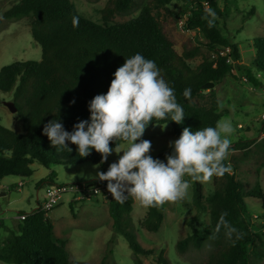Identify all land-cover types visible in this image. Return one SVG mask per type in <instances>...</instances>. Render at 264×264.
Segmentation results:
<instances>
[{
    "label": "trees",
    "instance_id": "trees-1",
    "mask_svg": "<svg viewBox=\"0 0 264 264\" xmlns=\"http://www.w3.org/2000/svg\"><path fill=\"white\" fill-rule=\"evenodd\" d=\"M154 1L171 16L176 15L166 6L173 1L182 4L185 29L194 35L199 34L205 41L202 47L207 54L197 67L191 68L187 61L200 56L201 48H184L182 54H179L174 42L166 36L162 24L153 15L151 6H143L139 15L127 22L111 23L114 16L135 10V0H109L101 10L102 24L78 13L70 0H19L2 14L5 21L27 22L33 42L40 47L41 59L15 62L0 69V92L13 93L12 102L17 109L15 117L22 131L16 133L0 125V183L7 178H30L33 174L30 167L34 163L46 169L84 163L102 166V156L94 149L87 157H81L77 146L69 141L66 143L72 149L71 152L68 149L57 150L43 129L52 120L62 123L68 132H72L74 125L80 121L90 122V101L96 95L107 93L115 71L127 58L137 53L153 60L161 69L163 78L174 89L177 102L183 107L185 115L179 124L171 121L168 116L162 120L153 119L147 127L169 125L177 139L184 128L196 131L215 127L217 121L227 114L220 107L222 104L216 87L231 76L233 68L246 78L248 84L255 88L262 86L264 37L255 39V56L249 66L243 64L236 44H232L218 28L217 16H224L226 11L219 10L217 0ZM208 9L215 13L212 27L203 18ZM253 14L254 10L249 15ZM73 17H78V27H73ZM229 61L232 66L228 65ZM207 83L214 84V88L208 92L202 89ZM185 89L191 90L188 98L183 95ZM204 92L207 94L204 95ZM261 128L264 131V122ZM123 143L126 141H111L110 147L114 151ZM253 144L254 140L238 139L231 144L229 152L245 151ZM172 152L168 150L153 158L166 163V157ZM225 164H230L232 171L235 170L234 164L227 160ZM55 179L51 173L38 182L36 187L59 185ZM186 179L192 185L195 209L198 213H208L210 224L204 230L193 228V224L198 221V216H195L189 223L191 233L178 240L176 252L185 255L210 246L211 252L202 264L264 263V232L252 229L242 183L235 179L234 174L213 176L215 189L207 196L199 181H192L187 176ZM100 181L97 179L87 183ZM248 195L257 199L264 213V194L260 186L255 185ZM105 203L113 221V230L125 239L136 264H142L139 256H153L156 264H171L163 251L157 248L144 249L130 229L128 217L133 205L131 196L123 204L116 202L113 197ZM225 212V220L238 233L243 234L242 239L236 238L237 233L228 238V230L223 226L216 232L221 214ZM19 214L26 217L19 220L16 232L8 231V237L4 240L0 233V263L68 264L66 242L55 238L53 225L47 217L48 212L38 206L29 214ZM163 221L161 206L147 207L142 227L149 234L155 235L162 228ZM2 229L4 226L0 221V231ZM111 254L108 245L102 263Z\"/></svg>",
    "mask_w": 264,
    "mask_h": 264
},
{
    "label": "rangeland",
    "instance_id": "rangeland-1",
    "mask_svg": "<svg viewBox=\"0 0 264 264\" xmlns=\"http://www.w3.org/2000/svg\"><path fill=\"white\" fill-rule=\"evenodd\" d=\"M78 13L85 18L102 24L101 10L109 0H70ZM137 8L128 14L116 15L111 23L127 22L139 15L143 6H151L153 15L162 24L163 30L174 44L179 54L184 48H201V55L188 60L191 68L197 67L207 52L202 44L205 42L199 34L194 35L185 29L183 24V6L173 1L166 6L176 16L168 15L162 6L154 0H135ZM19 0H0V69L15 62L40 61L41 50L30 34V28L25 20L5 21L2 14L16 5ZM218 8L226 14L217 16L219 30L236 44L241 56V62L247 66L255 56L254 41L264 37V1L263 0H217ZM254 14L250 16V12ZM227 53V51H225ZM229 66L232 62L229 61ZM232 68V67H231ZM225 79L223 84L216 87L222 109L227 112L220 120L228 119L234 128L229 137L231 144L238 139L254 140V144L245 151L229 152L227 161L234 164L236 180L242 183V193L254 231L264 232V213L259 202L248 192L259 185L264 194V75L261 76L262 86L255 88L248 84L246 78L237 69ZM214 88V87H213ZM209 91V90H205ZM204 92L203 94H207ZM13 93L0 92V125L8 130L21 133V124L15 115L11 114L6 103L12 102ZM219 120V121H220ZM238 125L242 128L239 129ZM261 130V131H260ZM141 139L151 142L149 155L172 150L171 142L177 140L169 125H153L147 127ZM139 142V141H137ZM128 143L121 144L104 161L102 166L84 163L76 166H51L49 169L34 163L31 165L33 174L28 179L7 178L1 181L0 187V221L4 229L0 231L1 239L8 237V231L16 232L19 223V213H31L42 204L45 198V188H37L38 182L47 178L51 173L56 177L59 185L81 184L97 180L98 172H106L110 164L118 162ZM115 151L120 153H116ZM186 179V177H185ZM20 183V186L18 185ZM204 195L214 191L213 177L209 182H200ZM93 185V184H89ZM19 186V187H17ZM110 193V192H109ZM111 195V193H110ZM112 197V195H111ZM100 197L84 196L80 198L78 192H66L47 217L53 225L56 239L64 240L68 264H136L134 256L123 237L113 230V221L108 211V205ZM164 216L162 228L157 234H149L142 227L147 215V208L142 207L133 199L132 211L128 221L130 229L144 249L157 248L171 264H202L211 252L210 246L201 251L187 252L179 255L175 245L178 240L191 233V220L198 216L193 228L204 230L209 227L208 213H198L192 202V185L188 190V198L177 203H165L161 206ZM110 242H112L110 244ZM110 247V257L102 263L107 247ZM142 264H156L153 256H139ZM2 264V263H0ZM264 264V263H261Z\"/></svg>",
    "mask_w": 264,
    "mask_h": 264
},
{
    "label": "clouds",
    "instance_id": "clouds-1",
    "mask_svg": "<svg viewBox=\"0 0 264 264\" xmlns=\"http://www.w3.org/2000/svg\"><path fill=\"white\" fill-rule=\"evenodd\" d=\"M203 18L212 27L215 13L208 9ZM72 24L79 26L78 17H73ZM183 95L190 97L191 90L185 89ZM89 111L90 122L80 121L72 132L52 120L44 126L43 133L57 150L71 152L66 143L70 141L81 157H87L94 149L103 161L113 152L111 141H126L128 147L118 162L110 164L106 172L97 173L99 180L107 181L108 192L120 204L129 196L145 208L177 203L188 198L190 182L186 176L192 181L209 182L213 176L223 177L231 172V165L225 164L231 147L229 137L234 132L228 119L196 131L184 128L180 137L171 142L173 152L166 157V163L149 155L151 142L141 137L151 121L170 116L171 121L179 124L185 115L161 69L140 53L127 58L115 71L107 93L96 95L90 101ZM226 216V212L221 214L216 232L223 226L228 230V238L237 233L236 238L242 239L243 234L228 224Z\"/></svg>",
    "mask_w": 264,
    "mask_h": 264
},
{
    "label": "built area",
    "instance_id": "built-area-1",
    "mask_svg": "<svg viewBox=\"0 0 264 264\" xmlns=\"http://www.w3.org/2000/svg\"><path fill=\"white\" fill-rule=\"evenodd\" d=\"M226 51L228 52V49ZM262 119L264 120V116H262ZM238 127L239 129L242 128L240 125H238ZM69 191L78 192V194H80V198H83L84 196L100 197L102 200H109L112 198L107 190V181H100L93 185H89L86 183L69 185H48L44 191V201L40 205L41 210H43L44 212L51 211L56 205H58L61 196ZM25 217V215H21L19 216V220H23Z\"/></svg>",
    "mask_w": 264,
    "mask_h": 264
},
{
    "label": "water",
    "instance_id": "water-1",
    "mask_svg": "<svg viewBox=\"0 0 264 264\" xmlns=\"http://www.w3.org/2000/svg\"><path fill=\"white\" fill-rule=\"evenodd\" d=\"M213 87H214L213 83H207V84H204L202 86V89L203 90H211V89H213ZM5 106L7 107V109L9 110V112L11 114L15 115L17 113V109H16L15 105L13 104V102L6 103Z\"/></svg>",
    "mask_w": 264,
    "mask_h": 264
},
{
    "label": "crops",
    "instance_id": "crops-1",
    "mask_svg": "<svg viewBox=\"0 0 264 264\" xmlns=\"http://www.w3.org/2000/svg\"><path fill=\"white\" fill-rule=\"evenodd\" d=\"M0 184H1V183H0ZM18 185L20 186V183H19ZM19 186H17V187H19ZM0 191L3 192L4 189H3L2 187H0Z\"/></svg>",
    "mask_w": 264,
    "mask_h": 264
}]
</instances>
